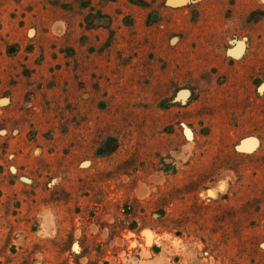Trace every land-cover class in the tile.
<instances>
[{
	"label": "rangeland",
	"instance_id": "rangeland-1",
	"mask_svg": "<svg viewBox=\"0 0 264 264\" xmlns=\"http://www.w3.org/2000/svg\"><path fill=\"white\" fill-rule=\"evenodd\" d=\"M0 264H264V0H0Z\"/></svg>",
	"mask_w": 264,
	"mask_h": 264
},
{
	"label": "bare ground",
	"instance_id": "bare-ground-1",
	"mask_svg": "<svg viewBox=\"0 0 264 264\" xmlns=\"http://www.w3.org/2000/svg\"><path fill=\"white\" fill-rule=\"evenodd\" d=\"M48 228V227H47ZM46 232V231H45ZM48 233V232H47ZM146 234V231L144 232Z\"/></svg>",
	"mask_w": 264,
	"mask_h": 264
}]
</instances>
